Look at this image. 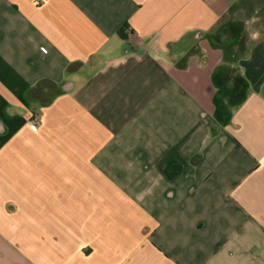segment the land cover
I'll list each match as a JSON object with an SVG mask.
<instances>
[{"label": "crops", "instance_id": "0c3cea01", "mask_svg": "<svg viewBox=\"0 0 264 264\" xmlns=\"http://www.w3.org/2000/svg\"><path fill=\"white\" fill-rule=\"evenodd\" d=\"M231 2L0 0V264H264V33L221 35Z\"/></svg>", "mask_w": 264, "mask_h": 264}, {"label": "rangeland", "instance_id": "374dc122", "mask_svg": "<svg viewBox=\"0 0 264 264\" xmlns=\"http://www.w3.org/2000/svg\"><path fill=\"white\" fill-rule=\"evenodd\" d=\"M218 28L221 35L239 37L249 47L257 32L264 33V0H232L230 11L222 17Z\"/></svg>", "mask_w": 264, "mask_h": 264}, {"label": "built area", "instance_id": "2783aa9c", "mask_svg": "<svg viewBox=\"0 0 264 264\" xmlns=\"http://www.w3.org/2000/svg\"><path fill=\"white\" fill-rule=\"evenodd\" d=\"M29 126L33 131H37L38 127H39V120L37 117H33L30 122H29Z\"/></svg>", "mask_w": 264, "mask_h": 264}, {"label": "trees", "instance_id": "16d2710c", "mask_svg": "<svg viewBox=\"0 0 264 264\" xmlns=\"http://www.w3.org/2000/svg\"><path fill=\"white\" fill-rule=\"evenodd\" d=\"M119 34H120L121 37L125 38V36L121 32H119Z\"/></svg>", "mask_w": 264, "mask_h": 264}]
</instances>
